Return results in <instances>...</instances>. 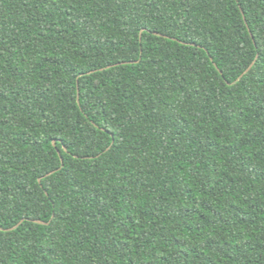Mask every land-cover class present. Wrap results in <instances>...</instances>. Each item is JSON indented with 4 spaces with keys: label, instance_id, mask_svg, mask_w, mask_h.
I'll return each instance as SVG.
<instances>
[{
    "label": "trees",
    "instance_id": "16d2710c",
    "mask_svg": "<svg viewBox=\"0 0 264 264\" xmlns=\"http://www.w3.org/2000/svg\"><path fill=\"white\" fill-rule=\"evenodd\" d=\"M0 264H264V0H0Z\"/></svg>",
    "mask_w": 264,
    "mask_h": 264
},
{
    "label": "water",
    "instance_id": "95a60500",
    "mask_svg": "<svg viewBox=\"0 0 264 264\" xmlns=\"http://www.w3.org/2000/svg\"><path fill=\"white\" fill-rule=\"evenodd\" d=\"M251 68V66L245 71V73H247L248 72V70ZM91 73H93V72H89V73H87V74H91ZM80 91H79V88H78V102H79V98H80ZM37 222H39V223H43V222H41V221H37ZM45 224V223H44Z\"/></svg>",
    "mask_w": 264,
    "mask_h": 264
}]
</instances>
